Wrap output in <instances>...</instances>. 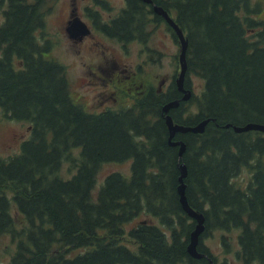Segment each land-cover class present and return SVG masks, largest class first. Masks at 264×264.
Listing matches in <instances>:
<instances>
[{
  "label": "trees",
  "instance_id": "16d2710c",
  "mask_svg": "<svg viewBox=\"0 0 264 264\" xmlns=\"http://www.w3.org/2000/svg\"><path fill=\"white\" fill-rule=\"evenodd\" d=\"M153 1L184 31L185 86L197 75L201 94L181 99L173 79L166 90L138 89L131 103L88 110L71 94L65 65L49 54L50 40L40 31L45 0H0V7L7 3L0 23V108L31 122L20 152L0 154V238L10 234L16 245L0 264H217L200 240L214 228H240L239 256L264 264V131L226 126L264 124L262 5ZM153 7L127 0L110 20L96 11L94 22L119 40H145L149 24L165 19ZM174 99H180L169 111L175 123L196 126L211 118L203 131L176 132L186 143L181 158L179 145L169 142L163 110ZM187 101L197 109L185 113ZM68 157L75 163L65 176L59 171ZM123 160H131L130 173L109 172L96 190L101 166ZM181 162L188 168V202L205 218L200 258L188 251L197 220L180 200ZM244 168L250 177L242 187L237 177ZM144 212L149 217L126 228Z\"/></svg>",
  "mask_w": 264,
  "mask_h": 264
},
{
  "label": "rangeland",
  "instance_id": "374dc122",
  "mask_svg": "<svg viewBox=\"0 0 264 264\" xmlns=\"http://www.w3.org/2000/svg\"><path fill=\"white\" fill-rule=\"evenodd\" d=\"M251 1L262 5L261 16L264 17V0ZM126 4V0H45L46 23L40 31L43 37L50 40L49 54L65 65L71 94L88 110L131 103L136 98L137 90L148 85H163L162 89L166 90L180 73V41L165 19L149 24L145 40L125 42L97 27L94 22L97 12L100 13L99 18L107 20L119 14ZM6 7L7 3L0 7V23ZM151 15L154 18V14ZM72 16L83 19L91 28L90 32L71 37L66 27ZM189 84L187 88L192 90L193 97L201 94L204 87L201 77L193 74ZM187 103L189 109L185 113L197 109L195 102ZM30 135V121L11 118L0 108L1 155L10 156L20 152L22 142ZM76 154L77 151L75 157ZM74 163L72 157L65 158L60 174L69 175ZM130 166L131 160L105 162L98 172L96 190L109 172L120 171L128 175ZM249 177L250 172L244 168L237 181L245 187ZM148 215L144 212L126 228L144 221ZM153 221L158 222L157 218ZM239 233L240 228L229 231L214 228L209 229L200 240L214 254L217 264H246L239 256ZM15 247L10 234L1 236L0 256L4 263L9 261ZM248 264L260 263L252 261Z\"/></svg>",
  "mask_w": 264,
  "mask_h": 264
},
{
  "label": "water",
  "instance_id": "95a60500",
  "mask_svg": "<svg viewBox=\"0 0 264 264\" xmlns=\"http://www.w3.org/2000/svg\"><path fill=\"white\" fill-rule=\"evenodd\" d=\"M145 1L153 2V0H145ZM153 8L157 13H160L163 17H165L166 21L171 25V27L174 29V31L179 37L180 45H181V51L179 55L181 68H180V73L178 77L176 78V82L179 86V89L184 92L183 99L188 100L190 99L192 95V90L186 89L185 84H184L185 74H186V69H187L186 52H187V44H188L185 33L182 30V28L179 26V24L177 23L176 19L162 5L155 3ZM66 29L69 32V35L75 38L88 34L90 32V28L87 25V23L83 19H81L79 16H75L74 18H72L69 21V24L66 27ZM179 103H180V99L170 100L164 105L163 110L166 113L165 118H166V122L168 124L169 131H170L169 142L172 145H179V157L181 158L186 149V143L182 139H174L176 132L177 131H188V130L203 131L204 126L209 121V118L204 119L196 126H185L179 123H175L169 111L171 108L179 105ZM231 125L237 131H245V130H250V129H257V130L264 131V124L262 123H248L245 125H234V124L228 123L226 126H231ZM180 172H181L179 176L180 200L182 202L184 209L188 212V214L197 220L196 227L190 235L188 251L193 256L200 258L205 255V253L199 251L198 249L200 235L205 228V223H204L205 218L201 212H198L193 207H191L188 202L187 195H186V182H185V177L187 175L188 168L185 162L180 163Z\"/></svg>",
  "mask_w": 264,
  "mask_h": 264
},
{
  "label": "flooded vegetation",
  "instance_id": "af4514ba",
  "mask_svg": "<svg viewBox=\"0 0 264 264\" xmlns=\"http://www.w3.org/2000/svg\"><path fill=\"white\" fill-rule=\"evenodd\" d=\"M143 1H144L145 3H151V4L154 3V4H155L154 1H153V3H152V2H147V1H145V0H143ZM126 2H127V0H126ZM126 5H127V4H126ZM124 8H125V7H124ZM117 15H118V14H117ZM117 15H116V16H117ZM114 16H115V15L111 16V17L108 18L107 20L112 19ZM74 17H75V16H72L71 19L74 18ZM173 33H174V32H173ZM174 34H175V33H174ZM175 35H176V34H175ZM175 80H176V79H175ZM184 84H185V80H184ZM167 87H168V86H167ZM162 88H163V85H159V89H162ZM185 88L188 89L187 86H185ZM180 92H181L182 95L184 94V92H183L182 90H180ZM181 97H182V96H181Z\"/></svg>",
  "mask_w": 264,
  "mask_h": 264
},
{
  "label": "bare ground",
  "instance_id": "6f19581e",
  "mask_svg": "<svg viewBox=\"0 0 264 264\" xmlns=\"http://www.w3.org/2000/svg\"><path fill=\"white\" fill-rule=\"evenodd\" d=\"M192 96V95H191ZM183 98V96L181 97V99ZM186 101V100H185Z\"/></svg>",
  "mask_w": 264,
  "mask_h": 264
}]
</instances>
